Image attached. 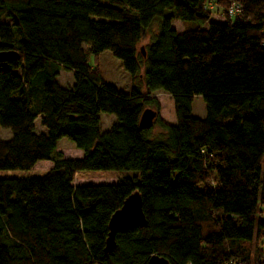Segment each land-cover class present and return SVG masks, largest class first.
Instances as JSON below:
<instances>
[{"label": "trees", "instance_id": "1", "mask_svg": "<svg viewBox=\"0 0 264 264\" xmlns=\"http://www.w3.org/2000/svg\"><path fill=\"white\" fill-rule=\"evenodd\" d=\"M263 23L264 0H0V52L17 54L0 63V128L11 132L0 141V264L252 263L264 243ZM105 51L130 76L129 94L88 65ZM158 91L175 124L157 115L154 139L139 121L159 109ZM197 96L204 119L191 114ZM101 114L115 117L105 133ZM63 138L82 158L52 156ZM42 161L53 166L36 169ZM135 193L146 226L117 233L105 254L109 220Z\"/></svg>", "mask_w": 264, "mask_h": 264}, {"label": "rangeland", "instance_id": "2", "mask_svg": "<svg viewBox=\"0 0 264 264\" xmlns=\"http://www.w3.org/2000/svg\"><path fill=\"white\" fill-rule=\"evenodd\" d=\"M212 12L211 22L219 23L223 22L222 10L216 7L208 8ZM10 22L7 20V22ZM171 28L175 29V31H182L183 29H192L194 25L191 23H181L178 21H174L171 24ZM13 31L16 33V29L13 28ZM157 32V23H153L151 27L148 29L146 33V37L138 44V49L142 48V46L147 45L154 34ZM88 65L92 70H97L100 80L102 83L113 86L118 91L129 94L131 92V79L128 73H126L122 67V64L119 60L114 58L109 52L105 51L98 54L96 57L89 56L88 57ZM59 76L57 77V82L62 88H68L70 84L73 83L72 74L69 72H65L61 70L59 72ZM154 97L159 105V109L156 110L154 107H149L147 109H151L156 112L159 119L170 126L175 124V116L173 111V102L171 98L164 94L163 92H155L151 95ZM192 116L199 119H204L206 116L205 105L200 96H197L193 99V103L191 106ZM100 119V131L102 133L108 132L115 123V117L108 114L99 115ZM151 138L159 139L160 135H162V130L157 124H153L151 126ZM45 129L42 128L39 124V119L35 120V133H45ZM11 139V132L9 130L0 128V141L6 142ZM82 151L77 150L75 146L68 141L66 138H63L57 142L56 151L53 152L52 156L57 160L62 159H80L82 158ZM60 157V158H59ZM53 166V162L42 161L38 162L35 165L36 169H50ZM134 175L133 172L124 173L125 177H132ZM116 179H75L72 182L73 186H83V185H113L116 184ZM262 251H264V243L260 245Z\"/></svg>", "mask_w": 264, "mask_h": 264}, {"label": "water", "instance_id": "3", "mask_svg": "<svg viewBox=\"0 0 264 264\" xmlns=\"http://www.w3.org/2000/svg\"><path fill=\"white\" fill-rule=\"evenodd\" d=\"M142 55L144 52L141 49ZM17 59L13 52H0V63ZM157 113L151 109H145L140 117L139 127L148 129L156 119ZM146 226V220L142 212V202L138 194L130 195L116 211L108 223V237L105 245V254H110L115 247V236L117 233L127 229H142ZM147 264H169L164 258L152 256Z\"/></svg>", "mask_w": 264, "mask_h": 264}, {"label": "built area", "instance_id": "4", "mask_svg": "<svg viewBox=\"0 0 264 264\" xmlns=\"http://www.w3.org/2000/svg\"><path fill=\"white\" fill-rule=\"evenodd\" d=\"M237 10H238L237 7L231 6L228 9V16L229 17L235 16V14L237 13ZM263 33H264V27H263ZM230 264H243V263H239L237 261H233ZM250 264H264V251H262V253L252 263H250Z\"/></svg>", "mask_w": 264, "mask_h": 264}, {"label": "crops", "instance_id": "5", "mask_svg": "<svg viewBox=\"0 0 264 264\" xmlns=\"http://www.w3.org/2000/svg\"><path fill=\"white\" fill-rule=\"evenodd\" d=\"M60 75V74H59ZM71 85V84H70Z\"/></svg>", "mask_w": 264, "mask_h": 264}]
</instances>
